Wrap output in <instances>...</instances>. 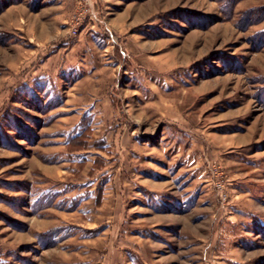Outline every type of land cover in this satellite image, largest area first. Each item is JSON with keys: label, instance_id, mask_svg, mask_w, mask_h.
Returning <instances> with one entry per match:
<instances>
[{"label": "rangeland", "instance_id": "1", "mask_svg": "<svg viewBox=\"0 0 264 264\" xmlns=\"http://www.w3.org/2000/svg\"><path fill=\"white\" fill-rule=\"evenodd\" d=\"M64 1L0 0V264H264V0Z\"/></svg>", "mask_w": 264, "mask_h": 264}, {"label": "crops", "instance_id": "2", "mask_svg": "<svg viewBox=\"0 0 264 264\" xmlns=\"http://www.w3.org/2000/svg\"><path fill=\"white\" fill-rule=\"evenodd\" d=\"M46 2L45 7L37 14L36 17L41 15L38 19V23L40 22V26L38 28L41 29V31L38 32V35L35 37V39H40V36H42V31H44V26L51 27V28H59L61 24L59 25L58 22H60L59 17L62 15V11L67 8L68 6L65 5L64 0H44ZM35 20V19H34ZM41 20V21H40ZM42 23V24H41ZM34 37L29 38L30 42L33 43V40H35Z\"/></svg>", "mask_w": 264, "mask_h": 264}, {"label": "built area", "instance_id": "3", "mask_svg": "<svg viewBox=\"0 0 264 264\" xmlns=\"http://www.w3.org/2000/svg\"><path fill=\"white\" fill-rule=\"evenodd\" d=\"M77 34V31L76 30H74V35H76Z\"/></svg>", "mask_w": 264, "mask_h": 264}]
</instances>
